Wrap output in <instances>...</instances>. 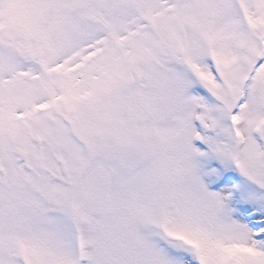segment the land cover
I'll return each instance as SVG.
<instances>
[{
    "label": "snow or ice",
    "instance_id": "snow-or-ice-1",
    "mask_svg": "<svg viewBox=\"0 0 264 264\" xmlns=\"http://www.w3.org/2000/svg\"><path fill=\"white\" fill-rule=\"evenodd\" d=\"M0 264H264V0H0Z\"/></svg>",
    "mask_w": 264,
    "mask_h": 264
}]
</instances>
